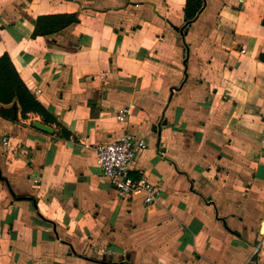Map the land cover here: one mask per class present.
<instances>
[{"label":"crops","instance_id":"1","mask_svg":"<svg viewBox=\"0 0 264 264\" xmlns=\"http://www.w3.org/2000/svg\"><path fill=\"white\" fill-rule=\"evenodd\" d=\"M186 2L0 0V56L48 112L0 102V264H264V0ZM127 131L153 203L98 166Z\"/></svg>","mask_w":264,"mask_h":264},{"label":"built area","instance_id":"2","mask_svg":"<svg viewBox=\"0 0 264 264\" xmlns=\"http://www.w3.org/2000/svg\"><path fill=\"white\" fill-rule=\"evenodd\" d=\"M127 111V110H125ZM146 140L132 132H124L119 137L96 147L97 163L102 175L109 178L118 197L125 198L139 190L146 203L157 200L160 187L147 177H134L131 164L138 151L146 146ZM264 247V238L255 245V253Z\"/></svg>","mask_w":264,"mask_h":264},{"label":"trees","instance_id":"3","mask_svg":"<svg viewBox=\"0 0 264 264\" xmlns=\"http://www.w3.org/2000/svg\"><path fill=\"white\" fill-rule=\"evenodd\" d=\"M203 5V0H187L184 13L187 20H191L198 14ZM75 13H60L41 15L35 22L33 35H45L56 32L69 24L77 22ZM264 61V53L260 54ZM17 99L23 114L27 112H38L48 114L46 108L30 91L21 78L10 55L5 52L0 56V102L10 103Z\"/></svg>","mask_w":264,"mask_h":264},{"label":"water","instance_id":"4","mask_svg":"<svg viewBox=\"0 0 264 264\" xmlns=\"http://www.w3.org/2000/svg\"><path fill=\"white\" fill-rule=\"evenodd\" d=\"M15 110H16L15 107H9V108L0 109V112L9 118H13L15 115ZM33 124L35 127H38L45 131L53 132V128L51 126L44 124L42 122L35 121Z\"/></svg>","mask_w":264,"mask_h":264}]
</instances>
